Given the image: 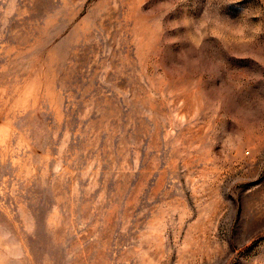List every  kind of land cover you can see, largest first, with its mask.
I'll list each match as a JSON object with an SVG mask.
<instances>
[{
    "label": "rangeland",
    "instance_id": "rangeland-1",
    "mask_svg": "<svg viewBox=\"0 0 264 264\" xmlns=\"http://www.w3.org/2000/svg\"><path fill=\"white\" fill-rule=\"evenodd\" d=\"M0 264H264V0H0Z\"/></svg>",
    "mask_w": 264,
    "mask_h": 264
}]
</instances>
